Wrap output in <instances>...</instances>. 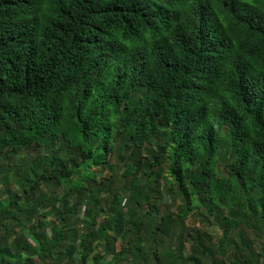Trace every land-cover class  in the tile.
Returning a JSON list of instances; mask_svg holds the SVG:
<instances>
[{
  "label": "trees",
  "instance_id": "16d2710c",
  "mask_svg": "<svg viewBox=\"0 0 264 264\" xmlns=\"http://www.w3.org/2000/svg\"><path fill=\"white\" fill-rule=\"evenodd\" d=\"M34 256L264 264V0H0V264Z\"/></svg>",
  "mask_w": 264,
  "mask_h": 264
},
{
  "label": "rangeland",
  "instance_id": "374dc122",
  "mask_svg": "<svg viewBox=\"0 0 264 264\" xmlns=\"http://www.w3.org/2000/svg\"><path fill=\"white\" fill-rule=\"evenodd\" d=\"M24 154H27V151L26 150H22V154L21 155H24ZM161 181L163 183V180H161ZM168 202H169L168 194L167 193H162L161 197L157 201V204H159V205H161V204H168ZM185 223L189 227V229H197V228H200V226L202 225V224H200L199 221H196V223L195 222L192 223V220L191 219L185 221ZM209 227L210 226H205L202 229V231H207ZM210 230H214L215 231L214 234H219L220 233L219 230H216L215 227H211ZM247 237L250 238L251 240H253V243L255 244L254 247L257 248V243L259 242L258 239H257V237H254V235L253 234L251 235L250 233L247 234ZM183 253L185 255L188 254V246L187 245L185 246V249H184ZM32 262H33V264H45V263H41L38 260V258H36L35 256L32 258Z\"/></svg>",
  "mask_w": 264,
  "mask_h": 264
}]
</instances>
